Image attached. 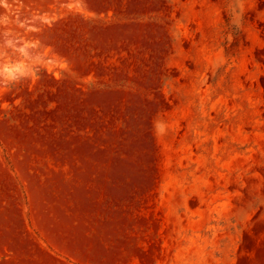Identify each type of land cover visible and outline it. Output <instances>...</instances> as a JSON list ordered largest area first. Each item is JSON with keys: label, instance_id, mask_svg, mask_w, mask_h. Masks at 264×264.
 I'll return each instance as SVG.
<instances>
[{"label": "rangeland", "instance_id": "374dc122", "mask_svg": "<svg viewBox=\"0 0 264 264\" xmlns=\"http://www.w3.org/2000/svg\"><path fill=\"white\" fill-rule=\"evenodd\" d=\"M229 3L0 2V264H264V0Z\"/></svg>", "mask_w": 264, "mask_h": 264}, {"label": "clouds", "instance_id": "9594fccd", "mask_svg": "<svg viewBox=\"0 0 264 264\" xmlns=\"http://www.w3.org/2000/svg\"><path fill=\"white\" fill-rule=\"evenodd\" d=\"M228 11L230 27L234 30H240L244 19L243 0H230Z\"/></svg>", "mask_w": 264, "mask_h": 264}]
</instances>
